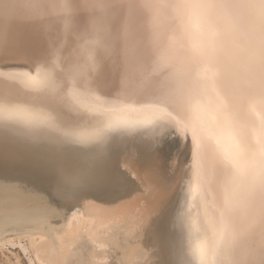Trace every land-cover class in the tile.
Listing matches in <instances>:
<instances>
[{
	"label": "snow or ice",
	"instance_id": "6c2138e0",
	"mask_svg": "<svg viewBox=\"0 0 264 264\" xmlns=\"http://www.w3.org/2000/svg\"><path fill=\"white\" fill-rule=\"evenodd\" d=\"M161 58L178 62L166 87ZM167 110L192 117L194 179L209 190L211 154L218 203L194 221L182 178L155 218V264H264V0H0V174H40L57 203L116 202L132 191L125 148L148 138L147 166L179 169L188 127Z\"/></svg>",
	"mask_w": 264,
	"mask_h": 264
},
{
	"label": "bare ground",
	"instance_id": "6f19581e",
	"mask_svg": "<svg viewBox=\"0 0 264 264\" xmlns=\"http://www.w3.org/2000/svg\"><path fill=\"white\" fill-rule=\"evenodd\" d=\"M140 2L167 5L178 0ZM174 17L171 10H160V29L169 36L173 35ZM173 64L178 67L176 58H161L156 66V82L161 87H166L173 78L174 73L169 70ZM152 116L146 112L131 118L147 120ZM166 118L179 120L188 127L185 133L188 147L181 146L179 169L173 159L167 162L164 171L151 170L147 166L151 158L148 138L137 146L125 148L114 162L129 173L132 191L116 202L91 196L75 202L71 197L59 196L61 203H57L45 191L46 181L40 174H0V249L8 243H20L24 251L30 250L33 255L29 264H155L156 245L152 240L157 227L155 218L164 202L176 198L182 178L185 187L179 203L183 211L192 214L194 221L206 220L218 203L211 154L207 155L203 169L209 190L205 191L194 179L195 160L189 155L190 150L194 151L192 117L187 112L167 110ZM255 197L258 201V192ZM241 213L249 223L258 224V212L250 205L241 206ZM132 236L140 238L141 245L129 240ZM23 238H27V246L22 243Z\"/></svg>",
	"mask_w": 264,
	"mask_h": 264
},
{
	"label": "rangeland",
	"instance_id": "374dc122",
	"mask_svg": "<svg viewBox=\"0 0 264 264\" xmlns=\"http://www.w3.org/2000/svg\"><path fill=\"white\" fill-rule=\"evenodd\" d=\"M128 238L141 245L140 238H134L133 236ZM22 241V243L27 246V238H23ZM32 258L33 255L31 251H24L20 243H8L0 249V264H29Z\"/></svg>",
	"mask_w": 264,
	"mask_h": 264
}]
</instances>
